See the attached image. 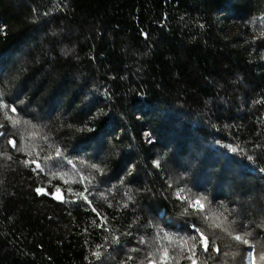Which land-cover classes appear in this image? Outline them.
<instances>
[{"label":"trees","instance_id":"obj_1","mask_svg":"<svg viewBox=\"0 0 264 264\" xmlns=\"http://www.w3.org/2000/svg\"><path fill=\"white\" fill-rule=\"evenodd\" d=\"M193 252L264 264V0H0V264Z\"/></svg>","mask_w":264,"mask_h":264},{"label":"snow or ice","instance_id":"obj_2","mask_svg":"<svg viewBox=\"0 0 264 264\" xmlns=\"http://www.w3.org/2000/svg\"><path fill=\"white\" fill-rule=\"evenodd\" d=\"M12 111H15V109H12ZM14 123H18V121H14ZM10 143H14V142L10 141ZM231 150H232V151H236L235 148H233V149H231ZM57 155H60L59 151H57ZM46 159H51V157H48V158H46ZM25 163H29V162L26 161ZM31 163H36V162H35V161H32ZM36 167H37V168L40 167L39 163H36ZM93 167H95V165H93ZM41 191H42L41 189H37V193H38V194H39ZM58 191H59V190H58ZM80 195L83 196V193H81ZM177 196L179 197V196H180V193H177ZM84 198L87 199L86 197H84ZM201 199H203V198H201ZM193 206H194V207H198L200 210H203V208H204V204L201 203V200H197V201L195 202V205H193ZM214 226H216V227H220L221 225H220L219 223H216ZM197 231H199V229H197ZM225 231H228V229L226 228ZM229 234L231 235V233H229ZM246 237H247V234H245L244 236L236 235V236L234 237V239L237 240V241H240V242H242V243H244V244H248L249 241H248V239H247ZM200 239H201V241L203 242L204 250L207 251V250H208V242H207V238L204 237L203 234L201 233V235H200ZM194 247H195V245H193V248H194ZM216 251H219V249H216ZM97 255H98V254H97ZM250 255H252V253H250ZM194 256H195V252H193V256H192V257H189V259L191 260V264H197V261H196L195 259H193ZM162 259H163L164 261H167V259H168V253H167V250H166V249H165V251H164V255H163ZM260 260H261V261H264V254H261V255H260ZM253 264H255V260H253Z\"/></svg>","mask_w":264,"mask_h":264},{"label":"rangeland","instance_id":"obj_3","mask_svg":"<svg viewBox=\"0 0 264 264\" xmlns=\"http://www.w3.org/2000/svg\"><path fill=\"white\" fill-rule=\"evenodd\" d=\"M192 205H195V202L194 201L192 202Z\"/></svg>","mask_w":264,"mask_h":264}]
</instances>
